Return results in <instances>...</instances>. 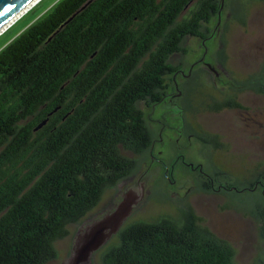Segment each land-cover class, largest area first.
I'll return each mask as SVG.
<instances>
[{
	"label": "trees",
	"instance_id": "trees-1",
	"mask_svg": "<svg viewBox=\"0 0 264 264\" xmlns=\"http://www.w3.org/2000/svg\"><path fill=\"white\" fill-rule=\"evenodd\" d=\"M251 1L58 0L0 49V264L55 259L57 242L147 160L162 163L165 186L181 168L202 191L250 212L264 238V162L236 174L183 149L161 158L155 151L168 123L153 130L144 110L175 97L183 137H195L211 158L230 150L193 116L243 108L246 93L264 97V59L246 74L227 65V32L246 24L239 21ZM224 9L215 60L229 79L218 85L196 79L187 43L205 44ZM162 201L174 212L128 218L101 249L102 264H234L232 243L204 224L187 196Z\"/></svg>",
	"mask_w": 264,
	"mask_h": 264
},
{
	"label": "rangeland",
	"instance_id": "rangeland-1",
	"mask_svg": "<svg viewBox=\"0 0 264 264\" xmlns=\"http://www.w3.org/2000/svg\"><path fill=\"white\" fill-rule=\"evenodd\" d=\"M56 1L58 0H39L20 16L0 34V49ZM247 8L246 19L239 21L246 22V24H235L227 32L228 68L236 73L245 74L256 69L264 59V0H252ZM228 15L229 10L224 9L218 17L213 19L210 26L215 27L219 24V28L214 31L212 37L205 44L199 38L193 37L188 40L189 54L186 56V60L188 64L197 62L196 66L192 68L194 71H200L197 80H209L210 76L218 85H222L229 79L215 60V52L220 46V36L223 33L222 26ZM208 63L216 69L217 74L212 69L210 70L212 74L205 72L209 67ZM185 80L187 78L184 76L178 77L179 82ZM241 103L244 105L243 108L199 111L193 116L194 122L199 123L204 129L219 133L230 144L229 151L216 152L212 158L195 137L185 138L181 135V108L177 103H174L171 96L153 109L144 107L151 118L150 124L153 130L158 131L161 125L160 120L163 118L168 123L163 142L157 146L155 152L161 158L170 159L178 149H183L190 158L205 166H209L214 160L217 163H223L225 167L236 174L264 162V97L246 93L242 96ZM163 171L162 163L147 160L144 167H141L134 177L123 181L116 192L109 193L103 199L100 206L92 213L93 218L87 220L82 226L79 225L76 230L73 227L70 236L57 242L58 256L47 264H68L78 231L111 209L120 199L121 192L125 187L137 185L142 181L147 183L145 199L130 217L133 215L134 217H147L167 211L174 212L170 201L157 202V199L164 195L171 196L173 200L187 196L195 212L203 218L204 224L217 235L232 243L235 248L234 264H264V238L259 234L260 226L255 216L250 212L235 209V205L230 199L202 191L198 188L193 175L184 172L181 168H177L175 172V185L165 186L161 182ZM102 248L103 246L95 251L86 264H102Z\"/></svg>",
	"mask_w": 264,
	"mask_h": 264
},
{
	"label": "water",
	"instance_id": "water-1",
	"mask_svg": "<svg viewBox=\"0 0 264 264\" xmlns=\"http://www.w3.org/2000/svg\"><path fill=\"white\" fill-rule=\"evenodd\" d=\"M39 0H0V34ZM210 69H216L208 63ZM146 181L125 187L117 203L78 231L68 264H86L117 233L145 199Z\"/></svg>",
	"mask_w": 264,
	"mask_h": 264
},
{
	"label": "flooded vegetation",
	"instance_id": "flooded-vegetation-1",
	"mask_svg": "<svg viewBox=\"0 0 264 264\" xmlns=\"http://www.w3.org/2000/svg\"><path fill=\"white\" fill-rule=\"evenodd\" d=\"M191 68H193V66H191ZM171 98L174 99L175 97H172V96H171ZM175 104H176V102H175Z\"/></svg>",
	"mask_w": 264,
	"mask_h": 264
},
{
	"label": "bare ground",
	"instance_id": "bare-ground-1",
	"mask_svg": "<svg viewBox=\"0 0 264 264\" xmlns=\"http://www.w3.org/2000/svg\"><path fill=\"white\" fill-rule=\"evenodd\" d=\"M28 10H29V9H28ZM28 10H27V11H28Z\"/></svg>",
	"mask_w": 264,
	"mask_h": 264
}]
</instances>
